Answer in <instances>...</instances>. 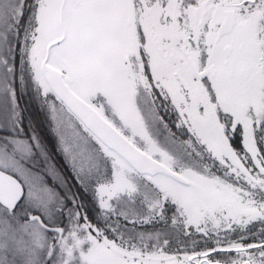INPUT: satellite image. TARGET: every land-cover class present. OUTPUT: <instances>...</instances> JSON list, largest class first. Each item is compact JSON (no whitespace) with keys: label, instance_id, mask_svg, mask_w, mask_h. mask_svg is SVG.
I'll list each match as a JSON object with an SVG mask.
<instances>
[{"label":"snow or ice","instance_id":"snow-or-ice-1","mask_svg":"<svg viewBox=\"0 0 264 264\" xmlns=\"http://www.w3.org/2000/svg\"><path fill=\"white\" fill-rule=\"evenodd\" d=\"M0 264H264V0H0Z\"/></svg>","mask_w":264,"mask_h":264}]
</instances>
